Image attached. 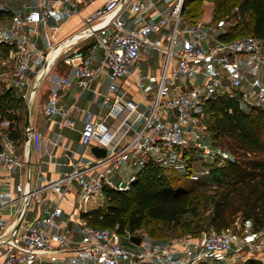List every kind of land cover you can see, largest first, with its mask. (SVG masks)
Instances as JSON below:
<instances>
[{"label": "built area", "instance_id": "built-area-1", "mask_svg": "<svg viewBox=\"0 0 264 264\" xmlns=\"http://www.w3.org/2000/svg\"><path fill=\"white\" fill-rule=\"evenodd\" d=\"M149 1L105 0L83 19L82 30L66 37L81 39V42L89 40V43L70 50L65 49L63 39H58L57 25L46 26V49L40 50L35 25L46 24L54 14L71 17L84 0H40L37 8L17 6L10 23L0 17V48L6 49L11 65L10 72L3 78L8 89H13L23 100L29 99L41 80L48 76L47 63L72 51L65 62L71 65L73 78L60 77L48 96L43 114L49 119L60 116L63 126L75 129L72 107L61 102V94L74 85L80 86L81 93L91 90L93 81L103 75H107L109 84L102 102L110 104L102 116L87 113L80 131L83 151L71 159L68 172L42 187L25 188L21 171L24 163L17 142L0 129V187L17 193L9 205L12 218L20 219V229L1 241L2 264H58L55 258L67 251L71 253L62 264H191L188 256L193 251L219 256L225 264H234L237 253L264 263V228L255 230L251 220L241 217L229 228L203 230L198 237L183 236L158 242L146 233H136L142 237L141 249L133 250L122 239H130L134 233L122 234L119 225L114 228L94 226L81 215L90 209L105 207L107 188L129 191L138 172L148 164L181 172L193 181L206 178L213 168L225 167L233 156L222 145L214 143L212 133L201 118L203 106L226 92L225 84L231 91H244L245 103L264 109V40L251 35L221 40L212 37L202 21L183 28L185 0H173L157 18L143 19L138 26L128 28L123 13L130 9L143 15L148 11ZM27 26H34L33 31L26 30ZM154 33L157 35L153 36ZM183 34L189 36L188 40L176 49ZM149 49L162 54L163 70L156 93L148 100L149 109L144 111L137 101L126 98L119 87L122 79L133 75V67ZM96 50H102L103 55L95 68L91 52ZM37 56L42 58L39 66L35 63ZM238 56L249 57L247 74ZM173 58L177 63L170 67ZM198 62H216L219 68L208 76L203 87L179 83L182 76H196ZM150 77V74L139 76L137 85L143 78ZM250 85V91L242 90ZM167 112H171L173 118ZM43 139L39 130H30L31 146L36 153H41ZM93 143L106 148V156L97 158L92 154V158L86 160ZM184 148L195 150L200 168L189 163L182 152ZM75 182L79 186L78 237L55 230L56 221L64 212L59 204L52 209H42L43 226L27 219L33 204H44V189L63 193L72 189ZM12 218L3 215L0 208V236Z\"/></svg>", "mask_w": 264, "mask_h": 264}, {"label": "trees", "instance_id": "trees-1", "mask_svg": "<svg viewBox=\"0 0 264 264\" xmlns=\"http://www.w3.org/2000/svg\"><path fill=\"white\" fill-rule=\"evenodd\" d=\"M212 2L216 28L221 29L224 17L231 14L240 16L236 24L217 34L219 39L228 41L251 35L264 40V0H239L238 12H233L230 0ZM199 8L200 3H195L189 7L188 14L192 15ZM184 12L185 8L182 16ZM4 15L11 16L12 13L0 10V17ZM240 91L224 93L203 106V110L207 108L209 118L202 122L212 133L214 143L222 145L233 156L222 167L223 172L216 182L211 179L220 168H213L210 175L200 181L182 183L180 178L171 175L173 169L148 164L138 172L129 191L107 188L105 207L93 208L81 215L94 226L114 228L119 225L122 234L126 231L146 233L152 240L146 231L151 221L165 223L169 229H186V236L192 237H198L203 230L210 228H229L238 217L251 220L255 230L263 229L264 109L245 103ZM22 101L11 88H4L0 92V117L7 118L8 134L15 141L22 140L19 128L22 119L18 113ZM245 264L264 263L249 258Z\"/></svg>", "mask_w": 264, "mask_h": 264}, {"label": "crops", "instance_id": "crops-1", "mask_svg": "<svg viewBox=\"0 0 264 264\" xmlns=\"http://www.w3.org/2000/svg\"><path fill=\"white\" fill-rule=\"evenodd\" d=\"M0 10L11 11L12 15H4L3 20L11 22L14 11L17 6L25 5L27 8H37L40 0L28 3L27 1H19L15 4H8L4 0ZM85 3H81L78 6V11L71 17H66L62 14L52 15L45 23L35 25L39 35L37 36L38 48L40 50L46 49V26H59L58 39L62 40L65 44V49L70 50L77 45H86L88 41L81 42V39L69 38L74 32L82 30L83 19L89 14L93 13L99 6H101L105 0H92L91 3L87 4L91 0H84ZM173 0H150L149 8L143 15L135 14L130 9L123 13V17L126 21L128 28H134L138 26L143 19L151 20L157 18L160 13L169 8ZM204 16L200 21L204 23V28L209 32L212 37H217V34L222 30L212 25V9L213 2L204 1L203 3ZM188 22L183 18V28H186ZM34 26H27L25 29L33 31ZM157 34H153L156 36ZM86 36V35H84ZM188 35L183 34L180 36V45L176 48L179 49L188 40ZM66 39V40H65ZM0 50H3L0 48ZM67 50V51H68ZM68 55H72V51L68 54L62 55L55 60L51 59L47 65L48 76L44 77L40 84L36 87L33 95L26 100L22 101V108L18 110L19 115L22 114L23 119L19 123V128L22 132V140H18V151L23 160L24 166L21 171L23 174L25 188L30 187H42L47 184L51 179L59 177L61 174L70 170V161L72 158L77 157L84 149L80 142V131L84 126L85 118L88 112H91L95 116H102L109 108L110 104L104 105L102 102L103 93L107 92L109 80L107 75H103L100 79L93 81L91 90H86L81 93L79 85H74L71 89L61 94L60 100L67 107H72L71 116L76 119L75 129L63 126L61 123L60 116H56L53 119H49L43 114V107L48 101V96L52 90L57 86V83L62 75H68L73 78V71L71 65L65 62V58ZM93 58V65L96 68L102 58V50H96L91 52ZM242 63V68L245 74H247L248 65L250 62L247 56H238ZM42 62V58L37 56L35 63L39 66ZM177 59L173 58L170 62V67L175 66ZM198 70L197 74L193 78L182 76L178 82L186 86L191 87H203L207 78L210 74L214 73L219 67L216 62L206 64L204 62H198L196 64ZM133 75L126 77L121 80L120 92L125 93L126 98H132L137 101L140 108L144 111L149 109L148 100H150L156 93L158 86V78L163 70V57L158 51L149 49L143 53L137 66L133 67ZM145 74H150V78H143L140 85H137L136 79ZM145 80H153L154 91H150V88L144 86ZM225 93H231V89L225 84ZM246 92L251 90L250 86L242 88ZM167 115L173 118L171 112H167ZM39 130L44 139L41 153H36L31 146L30 130ZM96 145V143H93ZM92 145V146H93ZM91 146V147H92ZM71 150V151H69ZM91 152V153H90ZM87 153L92 156V151ZM50 153V154H49ZM89 160V159H88ZM125 171V170H124ZM121 171L120 173H124ZM17 175V174H16ZM79 190L78 184L75 182L72 189L66 190L63 193H55L44 189L42 191L45 202L42 206L33 204L31 211L28 213L27 219L35 220V223L39 226H43L42 221V209H52L56 204L63 207V215L57 219L55 230L58 232H70L75 237H78V197L77 193ZM17 193L15 190H10L6 187H0V208L3 215L10 216L12 218V208L9 202L12 198L16 197ZM20 219L16 216L11 219L9 226L4 230L0 236V264H2V253L3 247L1 241L6 239L11 234L15 233L16 230L20 229ZM71 251H67L65 254H61L56 257L55 260L58 264H62L68 260V255ZM199 254V252H190ZM201 255V254H200ZM205 255V254H203ZM240 255L239 253L235 254ZM254 258V257H252ZM258 259V258H255ZM193 260V259H192ZM260 261H262L260 259ZM263 262V261H262ZM211 264H225L223 260Z\"/></svg>", "mask_w": 264, "mask_h": 264}, {"label": "rangeland", "instance_id": "rangeland-1", "mask_svg": "<svg viewBox=\"0 0 264 264\" xmlns=\"http://www.w3.org/2000/svg\"><path fill=\"white\" fill-rule=\"evenodd\" d=\"M5 2H7L8 4H15L19 1H27L28 3L31 2H35L37 0H4ZM204 1H210L212 2V0H185L183 8H185V12L183 13V17L188 21V22H196L202 19V17L204 16V9H203V3ZM199 4L200 3V8L199 10L195 11L194 13H192V15L188 14V9L189 7L193 6L194 4ZM231 5L234 7V11H237V6L239 3V0H230ZM213 10H214V3H213V9H212V19H211V24L214 25L213 23ZM240 19V16L238 15H234L231 14L229 17H224V23L223 26L221 27L222 29H227L228 27H230L233 24H236L237 21ZM8 53L5 50H0V92L2 89H7L6 84L3 82V78H4V74H8L10 72L11 69V65H10V61L8 59ZM144 86L146 88H150V91L152 90V92L154 91V82L153 80H145L144 81ZM207 108L205 107V109L203 110L202 113V121H206L209 118V113H207ZM20 119H23L22 114H20ZM204 123V122H203ZM8 120L6 117H0V129H4L5 132L8 133L7 127H8ZM184 156H186L189 159V163H193V165L196 164L197 168H200L199 162L196 161L195 158V150H193L192 148H184L182 150ZM86 160L91 159L92 156H90L89 154L85 156ZM223 172V169L220 168L218 169V171H216L215 175L212 177V182H216L217 181V177L219 174H221ZM171 175L174 178H180L182 183H194L192 182L193 180H190L189 178L186 177L185 174H182L181 172H176L175 170L170 172ZM180 176V177H178ZM168 225L162 222H157V221H151L150 224L146 227V231L152 236V238L154 240H171V239H175L176 237H183L188 235L186 229H182V228H174V229H169L167 227ZM149 228H151V230H148ZM153 231V232H151ZM122 242L128 246L129 248L133 249V250H139L141 249L140 245L133 243L129 238L125 237L122 239ZM189 258H191V264H197V263H216L218 261L223 260L221 257L216 256V255H212V254H205V255H200V254H195L193 253L192 255L188 256ZM249 258H252V256L246 255L244 253L240 254L239 256H236L235 259V263L234 264H245V261L248 260ZM224 261V260H223Z\"/></svg>", "mask_w": 264, "mask_h": 264}, {"label": "water", "instance_id": "water-1", "mask_svg": "<svg viewBox=\"0 0 264 264\" xmlns=\"http://www.w3.org/2000/svg\"><path fill=\"white\" fill-rule=\"evenodd\" d=\"M240 95H244V91H240ZM176 114H178V111L176 110ZM92 153L97 157V158H102L106 156L107 150L104 147H100L99 145H93L91 147ZM130 240L135 243V244H140L142 241V237L140 235L133 234L130 238Z\"/></svg>", "mask_w": 264, "mask_h": 264}]
</instances>
